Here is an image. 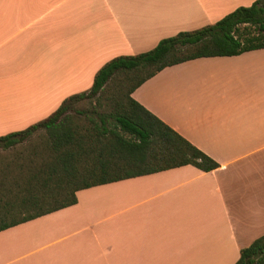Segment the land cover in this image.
Returning <instances> with one entry per match:
<instances>
[{"label":"crops","instance_id":"obj_1","mask_svg":"<svg viewBox=\"0 0 264 264\" xmlns=\"http://www.w3.org/2000/svg\"><path fill=\"white\" fill-rule=\"evenodd\" d=\"M255 1L0 0V136L89 90L113 58ZM131 97L219 167L105 184L116 188L112 211L85 228L81 252L21 230L66 207L0 231V264H235L264 235V48L167 67Z\"/></svg>","mask_w":264,"mask_h":264},{"label":"trees","instance_id":"obj_2","mask_svg":"<svg viewBox=\"0 0 264 264\" xmlns=\"http://www.w3.org/2000/svg\"><path fill=\"white\" fill-rule=\"evenodd\" d=\"M264 48V0L216 23L162 39L150 51L116 57L89 90L47 118L0 136V231L76 203V192L183 166L219 165L137 103L131 94L167 67ZM4 154V155H3ZM235 264H264V235Z\"/></svg>","mask_w":264,"mask_h":264},{"label":"rangeland","instance_id":"obj_3","mask_svg":"<svg viewBox=\"0 0 264 264\" xmlns=\"http://www.w3.org/2000/svg\"><path fill=\"white\" fill-rule=\"evenodd\" d=\"M51 114L44 115L41 120ZM10 133L13 132L8 134ZM115 198L114 185L97 186L79 191L75 205L33 220L24 225L21 230L32 236H38L40 246L52 247L59 252H81L85 237L90 236L85 228L91 224L98 226L99 222L112 211L111 205L114 204ZM98 229L99 227L96 234H99Z\"/></svg>","mask_w":264,"mask_h":264}]
</instances>
